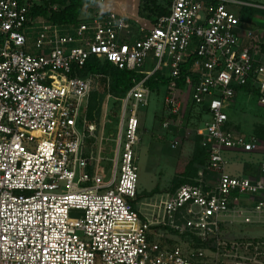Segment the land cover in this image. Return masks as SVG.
I'll return each instance as SVG.
<instances>
[{
	"label": "built area",
	"instance_id": "1",
	"mask_svg": "<svg viewBox=\"0 0 264 264\" xmlns=\"http://www.w3.org/2000/svg\"><path fill=\"white\" fill-rule=\"evenodd\" d=\"M33 5L0 0V264H263L264 240L227 234L238 222H264V178L230 173L225 152L260 146L230 125V112L248 84L264 106V35L235 11L264 5L172 0L169 14L137 24L92 9L54 23ZM93 56L145 75L120 99L108 178L105 136L87 115L106 75L80 73ZM155 72L171 77L164 127L188 103L204 109L195 133L217 177L200 172L196 183L139 199L138 109L150 103Z\"/></svg>",
	"mask_w": 264,
	"mask_h": 264
},
{
	"label": "rangeland",
	"instance_id": "2",
	"mask_svg": "<svg viewBox=\"0 0 264 264\" xmlns=\"http://www.w3.org/2000/svg\"><path fill=\"white\" fill-rule=\"evenodd\" d=\"M45 1L46 0H30V2L39 5L44 4ZM124 1L128 7H132L131 4L136 0ZM153 1H157L164 7H169L170 5V0H142V13L144 14V17L148 19L157 16L156 9H152L154 4ZM246 1L264 5V0ZM242 9L254 8L243 7ZM235 11H237V9H235ZM239 13L240 12L238 11V14ZM243 14L244 15L241 16L242 21L244 23H250L252 19L249 17L250 14H247V12H244ZM251 23L254 24V26L258 25L254 22ZM255 28L258 27L256 26ZM260 28H263V30H260L261 32L258 30V34L264 35V25H260ZM154 64L155 61L151 60L147 65V68H153ZM107 80L108 78L106 77H100L97 80L93 92H98L101 94V97H98L97 99L99 105L93 110L92 117H90V103L87 110L89 119L95 122L98 126L99 135L104 133L105 136L102 146L108 152V159L101 164V172L106 175V178L110 176L113 169L112 159L115 156V149L117 147L115 137L118 132L120 121L118 114L121 106L119 96L111 91L109 80ZM168 93V85L167 87L164 86L158 90L152 91L150 94L151 98L149 105L140 106L138 109L140 120V130L138 134L140 142L135 147V150L138 154V185L142 194L154 189L159 190L156 196H166V194L171 192L170 190L173 186L175 175L184 170L185 165L191 158L194 150L196 129L197 127L199 128L200 126H203V120L205 119V115L203 120L202 117L201 119L199 118L200 112L203 111L202 108L191 106V104L188 103L181 114L171 117L172 121H175V123L173 122L168 128L164 127V117L166 116L165 110H167V105L164 99ZM187 98L189 100V96H187ZM230 118L233 123L243 131V133L253 137L255 129L262 124L264 125V106L259 103V100L255 95L240 93L236 97L235 104L231 109ZM112 132L114 135H112ZM175 138L181 141L177 147L172 146ZM100 144V140L98 139L96 142L97 148H99ZM259 145L261 148L262 144L260 141ZM240 152L244 153L240 157H237L236 160L240 167L242 166V163L245 162L244 160L247 159L253 161V164L255 163L256 165H261V163L264 162V152L261 154H259V151ZM226 154L227 151L225 157ZM227 159L229 160L228 157ZM203 168L204 167H200V170H203ZM253 170H255L256 176L259 175L260 169L255 168ZM227 236L230 238L243 237L264 240V223L246 224L238 222L235 224V227L228 229ZM262 260L264 264V256Z\"/></svg>",
	"mask_w": 264,
	"mask_h": 264
},
{
	"label": "trees",
	"instance_id": "3",
	"mask_svg": "<svg viewBox=\"0 0 264 264\" xmlns=\"http://www.w3.org/2000/svg\"><path fill=\"white\" fill-rule=\"evenodd\" d=\"M87 0H46L44 4H35L32 6V14L36 16H44L50 18L54 23H74L79 20L83 6ZM171 1H169V7H164L157 1H153V8L156 9L157 16L152 17V21H156L159 17L167 15L170 12ZM143 11V10H142ZM143 14V13H142ZM144 15V14H143ZM191 67V62L185 65L182 69L184 75L189 73ZM89 72L104 73L111 79L110 89L119 98H123L127 95L128 91L134 86L136 80H141L145 75L137 73L133 70L119 69L112 63L106 61L101 62L97 57H91L86 63L85 67L80 70L82 75H86ZM171 81V77L163 75L160 72H155L146 81V86L151 90H158L161 87L167 86ZM179 87L184 88L185 82L183 79L179 80ZM240 91H246L255 95L259 100V92L251 84L239 88ZM90 102V117H92V112L97 108L98 97L101 94L98 92H93ZM101 108V102H100ZM99 108V110H100ZM204 111L200 112L199 118L201 119ZM230 125L238 130L240 128L233 123L230 118ZM255 138L264 140V125H260L255 129ZM209 153L208 148L203 145L202 137L196 135L194 138V150L192 152L191 158L185 165L184 170L175 175L173 180V186L171 187V192H174L179 186L185 183H196V179L200 175V167L206 168L208 163ZM205 172V171H204ZM159 192L158 189H154L150 192H145L139 195V199L143 197H152Z\"/></svg>",
	"mask_w": 264,
	"mask_h": 264
},
{
	"label": "crops",
	"instance_id": "4",
	"mask_svg": "<svg viewBox=\"0 0 264 264\" xmlns=\"http://www.w3.org/2000/svg\"><path fill=\"white\" fill-rule=\"evenodd\" d=\"M141 2H142V0H138V1L136 0L133 2V4H131L132 7H128L124 0H87L83 6V9H82V12H81V15H80L78 21H80L83 18V16H85L86 12L89 11V9H92V10L116 11L120 14L127 16L135 24H137V22H142V23L148 22V23H150V21H152V19H148V18L144 17V15L142 14L143 8H142ZM252 8H254V9H244L243 10L242 8H239L237 10V12L238 11L240 12L239 13L240 16L244 15L243 14L244 12H247V14H250L249 17H251L252 19H251L250 23H246L247 28L248 27H254L255 28L257 26L260 30H263V28H260V25H264V19H263L264 18V14H263L264 9L258 8V7H252ZM77 22H74V23H77ZM153 22H155V21H153ZM251 22L257 23L258 25L254 26V24H252ZM242 34L245 35V31H243ZM244 44L245 45L248 44L247 40H245ZM105 77L108 78L109 83H110L111 79L109 78V76L106 75ZM240 93L253 95L252 93H249L246 91H240L239 94ZM203 111H204V109H203ZM256 139L258 141H260L262 144L261 148L259 146V149L257 150L260 152L259 154H261L262 152H264V140L258 139V138H256ZM226 151H227L226 159H227V157L229 158V160L227 159V162H228V171L230 173H232L234 175H238V176L243 175V176H249L252 178H264V171L262 170V164L264 162L261 163V165H256L255 163L253 164V161L247 159V160H244L245 162L242 163V166L240 167V166H238V163L236 162V160H237V157H240L244 153H241L240 151H237V150H226ZM229 168H231V169H229ZM255 168L260 169L259 175H257V176L255 175V170H253ZM200 171L201 172L205 171L204 176L206 177L207 180L212 181V182L216 180V177H217L216 174L211 172L209 169L205 168V169L200 170ZM242 204L244 206H247L245 200H242ZM255 223H257V222H255Z\"/></svg>",
	"mask_w": 264,
	"mask_h": 264
}]
</instances>
